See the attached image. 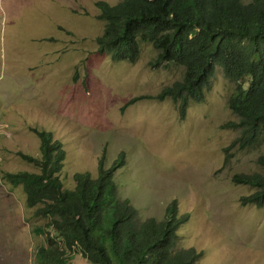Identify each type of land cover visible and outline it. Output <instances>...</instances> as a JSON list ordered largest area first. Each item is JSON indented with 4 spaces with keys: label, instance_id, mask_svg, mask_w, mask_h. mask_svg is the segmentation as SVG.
<instances>
[{
    "label": "rangeland",
    "instance_id": "rangeland-1",
    "mask_svg": "<svg viewBox=\"0 0 264 264\" xmlns=\"http://www.w3.org/2000/svg\"><path fill=\"white\" fill-rule=\"evenodd\" d=\"M97 1L0 0V264H36L47 240L36 231L46 219L5 176L40 171L20 155L41 156L33 128L62 142L65 188L75 187L76 173L96 177L102 159L110 167L124 154L115 174L118 193L142 220H162L175 200L180 214L190 215L180 244L203 251L198 264H264V206H243L240 198L256 188L232 181L238 173L264 171L258 163L264 139L225 151L239 134L221 126L237 121L228 106L235 84L217 66L206 100L191 102L184 119L171 99L124 107L180 80L183 68L151 66L158 52L150 43H141L135 62L101 54ZM71 264L92 263L74 255Z\"/></svg>",
    "mask_w": 264,
    "mask_h": 264
},
{
    "label": "trees",
    "instance_id": "trees-1",
    "mask_svg": "<svg viewBox=\"0 0 264 264\" xmlns=\"http://www.w3.org/2000/svg\"><path fill=\"white\" fill-rule=\"evenodd\" d=\"M96 5L104 21L96 39L101 54L116 62H135L141 43H150L158 52L151 66L183 68L180 80L156 95L133 97L124 107L144 98L171 99L184 119L191 102L206 100L219 66L236 87L228 106L237 121L221 126L239 134L225 151L262 143L264 0H99ZM33 130L41 140V156L20 155L40 171L5 176L12 185L22 186L28 206L46 219L36 230L47 239L36 251V264H71L74 255L92 264H198L203 251L180 244L179 230L190 215L180 214L175 200L162 220H142L131 200L119 196L115 174L124 154L110 167L102 159L96 177L89 171L76 173V185L68 189L60 179L66 158L62 142L48 130ZM258 163L264 169V155ZM232 181L256 188L240 198L243 206H264V171L238 173Z\"/></svg>",
    "mask_w": 264,
    "mask_h": 264
}]
</instances>
